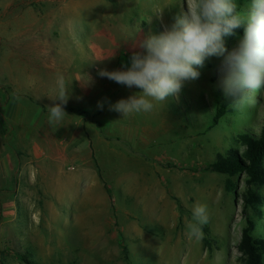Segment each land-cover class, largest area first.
Segmentation results:
<instances>
[{"label":"rangeland","instance_id":"obj_1","mask_svg":"<svg viewBox=\"0 0 264 264\" xmlns=\"http://www.w3.org/2000/svg\"><path fill=\"white\" fill-rule=\"evenodd\" d=\"M1 1L0 18L7 20L15 3ZM237 2L243 8L250 0ZM19 6L42 10L49 45L0 41L1 114L10 98L31 102L19 109L27 121L20 136L7 138L1 153L0 264H26L24 258L32 264H244L239 244L247 178L233 177L236 190L227 192L229 177L206 168L220 154L242 151L239 135L259 132L264 95L257 92L256 104L243 110L230 107L209 128L223 96L224 56L209 57L179 98L127 117L110 111L109 102L140 89L97 74L130 67L132 53L144 51L139 42L170 27L187 11V0H23ZM243 35L244 29L224 37L225 56ZM13 72H41L45 78L10 79ZM58 74L69 81L68 116L50 126L53 101L47 96L55 92ZM37 118L34 138L25 140L21 132ZM58 126L69 133L63 147ZM253 189L264 199V185ZM196 203L210 212L199 243L186 230ZM253 215L255 235L262 237L264 205Z\"/></svg>","mask_w":264,"mask_h":264},{"label":"clouds","instance_id":"obj_2","mask_svg":"<svg viewBox=\"0 0 264 264\" xmlns=\"http://www.w3.org/2000/svg\"><path fill=\"white\" fill-rule=\"evenodd\" d=\"M241 26H245L242 39L225 56L224 37L235 35ZM139 47L144 51L132 53L130 67L99 69L97 73L127 88L140 89L127 99L109 102V110L123 117L152 112L157 106L163 107L169 97L179 98L186 82L198 79V69L212 56H224L219 88L231 108L243 110L256 104L257 92L264 95V0H250L243 8L237 0H187V11L177 15L160 34L147 35ZM70 92L69 81L58 74L55 92L47 96L53 101L48 107L50 126L61 124L68 116L65 106ZM97 107L103 110L104 102L98 101ZM191 213L187 235L199 243L210 220L209 207L196 203Z\"/></svg>","mask_w":264,"mask_h":264},{"label":"trees","instance_id":"obj_3","mask_svg":"<svg viewBox=\"0 0 264 264\" xmlns=\"http://www.w3.org/2000/svg\"><path fill=\"white\" fill-rule=\"evenodd\" d=\"M244 26L236 29L242 33ZM230 101L223 96L218 100L209 128L215 127L219 121L228 114ZM243 150H230L226 154L218 155L213 163L207 166V170L228 176L226 182L227 192L236 190V183L232 180L238 175H245L247 191L243 195V208L246 225L242 231V239L239 251L245 260L244 264H264V236L256 237L257 220L253 212H260L264 205V199L253 187L264 185V122L258 133L253 130L238 136ZM26 264H32L28 258H24Z\"/></svg>","mask_w":264,"mask_h":264},{"label":"crops","instance_id":"obj_4","mask_svg":"<svg viewBox=\"0 0 264 264\" xmlns=\"http://www.w3.org/2000/svg\"><path fill=\"white\" fill-rule=\"evenodd\" d=\"M23 0H12V3H15V11L12 13L9 12L6 14L8 16V19L5 20L3 18H0V41H7L12 45L14 42H20L22 40L26 42H32L31 46L34 45H40V47H48V38L46 36V29H43V17H42V10H36L32 6L23 9L22 7L19 6V4ZM0 4L3 5L2 1L0 0ZM6 12V10H5ZM5 15V13H4ZM3 16V15H1ZM44 42V44H43ZM39 43V44H38ZM18 45V43L16 44ZM41 72H25L22 73H16L13 72L11 73V78L10 79H21V78H26L30 80H39V79H44L41 74ZM17 74V76H15ZM26 76V77H25ZM2 97L5 98V94H1L0 91V105L3 103L2 102ZM4 100V99H3ZM31 104L29 99L25 98L21 100H17V98H10L8 100V110L4 114H1L0 112V168H1V153L5 151L6 149V139L8 138L9 140H13L15 137L20 136L19 134V127L26 125V120L23 119L22 114L19 112V109L21 107L26 108V104ZM42 115V113H41ZM37 118L36 121L30 122V124L27 126L29 128L26 131H22L21 134L25 140H32L35 136V131L39 127ZM6 121L10 123V128L6 126ZM59 127V126H58ZM41 131L37 132V136L41 135ZM68 132H64V128L61 126L59 129L56 131V137L57 141H59V144L64 145L65 139L68 137ZM78 137L79 134L77 133ZM73 140L75 141V134L72 136ZM78 146V141L76 144L73 146V148H77ZM17 155V154H16ZM15 155V158H19L18 156ZM36 156H40L39 154L36 153ZM12 157V156H11ZM11 157L9 156L8 161L9 165L11 167ZM22 158V157H21ZM77 156L75 155V152L73 153V160H75ZM56 159V158H55ZM57 159L60 161H63V153H57ZM18 160V159H17ZM34 167V165H32Z\"/></svg>","mask_w":264,"mask_h":264}]
</instances>
